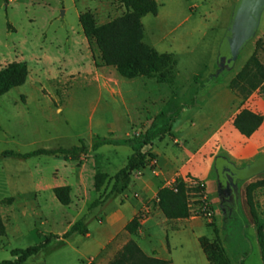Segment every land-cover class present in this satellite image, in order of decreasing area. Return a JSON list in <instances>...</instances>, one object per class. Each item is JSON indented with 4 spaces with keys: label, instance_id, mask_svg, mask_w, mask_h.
<instances>
[{
    "label": "rangeland",
    "instance_id": "1",
    "mask_svg": "<svg viewBox=\"0 0 264 264\" xmlns=\"http://www.w3.org/2000/svg\"><path fill=\"white\" fill-rule=\"evenodd\" d=\"M156 1L157 13L141 19L143 41L157 51L173 53L177 64L168 84L116 75L101 63L95 42L84 36L80 13L90 11L96 23L103 24L125 13L121 0H0V69L18 61L28 68L25 83L0 95V152L69 148L80 140L90 145L95 136L127 138L147 129L160 111L166 113L165 130L175 116L174 129L182 144L196 147L212 133L232 111L226 84L256 47L264 63V4L258 28L235 68L210 79L236 0ZM163 95L166 99L160 102ZM240 102L236 97L235 109ZM169 133L154 138L153 146L159 152L178 154ZM227 140L236 141L231 133ZM131 151L126 145L105 144L89 150L79 161L65 162L46 154L26 159L0 157V220L5 225L0 261L12 259V249L34 245L47 234L58 237L23 264H83L88 260L102 264L111 259L122 247L125 233L116 235L99 252L98 243L111 222L125 212L118 209L116 193H108L112 178L95 191L94 177L103 170L112 177ZM229 159L237 166L247 161ZM210 179L202 195L197 191L189 195L191 216L197 223L194 233L222 246L231 264H264L259 241L261 235L264 245V185L252 193L255 216L246 200V186L264 179V172L239 183L236 208L215 170ZM66 184L71 188L70 203L63 205L52 187ZM98 197L103 200L91 207ZM203 200L210 206V217L201 212ZM79 218L90 236L73 233L63 238ZM171 238L161 227H154L145 236V248L171 243ZM186 247L192 250L190 243ZM175 264L210 263L191 252Z\"/></svg>",
    "mask_w": 264,
    "mask_h": 264
},
{
    "label": "trees",
    "instance_id": "2",
    "mask_svg": "<svg viewBox=\"0 0 264 264\" xmlns=\"http://www.w3.org/2000/svg\"><path fill=\"white\" fill-rule=\"evenodd\" d=\"M125 6V13L105 22L97 24L94 15L90 11L79 14L78 20L84 36L93 40L99 50L103 65L113 66L123 77L133 78L137 76L155 77L158 82H169L174 78L173 68L177 60L170 52H158L143 41L144 28L142 17L147 14L155 15L158 11L156 0H121ZM257 47L246 59L241 69L230 79L229 87L235 95L241 99V103L258 88L264 81V64L261 62ZM28 68L24 61L11 62L0 69V95L10 89L25 83ZM196 78V77H195ZM193 77V79H195ZM166 113L160 111L153 117L147 129L141 130L127 138L95 136L89 145L80 140L78 145L69 148L59 147L56 149L38 148L28 152H16L3 150L0 157H16L26 159L32 156L46 154L65 161H79L89 150H96L105 144L126 145L131 148L132 153L127 157L126 163L119 168L112 177L107 172H97L94 177V189L99 191L108 178H112V185L108 193H121L130 183L131 175L147 166H153L155 155L142 148L151 143L154 138H161L170 131L173 119H170V129L163 128ZM263 116L246 107H242L233 117L232 124L237 131L246 137L250 136L262 123ZM173 138L174 134L169 133ZM187 177L194 183H188L183 177H177L172 184L158 188L154 203L167 219L188 218L192 215V207L189 202L191 191H197L201 195L204 192V182L191 176ZM264 185V179L250 182L246 186V200L251 213L255 216L253 204V191ZM70 186L58 185L52 188L56 199L63 205L70 203ZM103 199L96 198L91 207L97 206ZM145 218L143 211L133 216L124 226V230L130 234H137L140 221ZM216 232L217 230L214 229ZM5 225L0 220V235L4 234ZM87 228L82 226V219L74 221L63 233L67 238L73 233L85 235ZM54 234L43 235V239L25 248H14L11 250L12 259H4L0 264H23L27 259L36 255L46 247ZM199 241L207 259L212 264H231L225 249L217 242L209 240L207 236L199 237ZM260 247L264 260V245L262 236H259ZM83 264H98L93 260ZM104 264H172L170 259L147 255L137 242L128 239L122 247Z\"/></svg>",
    "mask_w": 264,
    "mask_h": 264
},
{
    "label": "crops",
    "instance_id": "3",
    "mask_svg": "<svg viewBox=\"0 0 264 264\" xmlns=\"http://www.w3.org/2000/svg\"><path fill=\"white\" fill-rule=\"evenodd\" d=\"M104 66L109 69H113L116 75H120L113 66ZM138 77L154 79L160 84L169 83L158 82L155 77L146 76H137L129 79ZM145 81L146 80H143L141 85L145 86L147 84ZM207 82L209 83L208 80H206V83ZM202 87L203 85H200V88ZM224 89L229 93L228 98L229 102L231 101L232 104V111L212 133L199 143L198 146L190 147L187 142L186 144L180 143L179 131L174 129L177 127H175L177 122L176 119L172 122L170 133L174 134L172 141L178 146V154L169 152L164 153L163 151L159 152L153 146V144H155L154 140L142 148V151H149L155 155L153 166H147L137 173L133 172L128 187L121 193L113 194V196L118 200V209L124 211L125 213H122V215H119L111 222L109 225L110 229L106 230L105 234L101 238V241L98 243L97 252L101 251V249L104 248L105 245L116 235L125 233L122 244H124L128 239H133L147 255L170 259L172 264H175V260L180 258V256H183L185 259L187 255L191 254V252H193L195 257L201 261L204 257L206 261L212 264L207 259L199 241V237L205 235L194 233V226H196L197 223L194 222L192 216L181 219H167L154 203V198L158 188L164 185L172 184L177 177H183L185 180H188V174L203 181L205 188H207L210 185V178L214 170L213 158L214 155L219 152L225 153L231 159L234 158L236 160L248 161L252 159L253 156L264 151V81L247 97L245 103H239L240 107L237 109H235L234 106L237 96L229 87V82L226 84ZM194 98L196 99V96ZM164 99H166V96L163 95V98H160V102H164ZM242 107H246L263 116L261 125L248 137L241 135L232 124L233 117ZM191 123L194 124L193 121ZM182 130L180 132H183ZM228 133L233 134L236 143L234 141L229 142L227 140ZM103 171L106 172V170ZM80 179H85L84 174L81 175ZM145 208L148 209V214L140 221L138 233L130 234L125 231V224L133 216L143 211ZM154 227H161L166 232V235L168 234V236L173 237L171 238L172 242L170 243L168 241L166 244L161 243L159 246L145 248L147 244L144 240L145 236L149 235L150 229ZM111 229H113V231ZM87 236H90V232L87 233ZM188 243L191 244V252L186 247Z\"/></svg>",
    "mask_w": 264,
    "mask_h": 264
},
{
    "label": "water",
    "instance_id": "4",
    "mask_svg": "<svg viewBox=\"0 0 264 264\" xmlns=\"http://www.w3.org/2000/svg\"><path fill=\"white\" fill-rule=\"evenodd\" d=\"M263 4L264 0H236L234 2L226 29L220 39L215 59L216 65L210 74V79L224 75L235 68L241 51L253 38L258 28L259 13H261L260 9ZM213 167L217 180L220 179L222 184L226 185L225 188L230 195L229 200L235 203L233 205L236 208L239 183L264 172V151L240 166L231 161L225 153L219 152L214 155ZM217 183L221 190L219 182Z\"/></svg>",
    "mask_w": 264,
    "mask_h": 264
},
{
    "label": "built area",
    "instance_id": "5",
    "mask_svg": "<svg viewBox=\"0 0 264 264\" xmlns=\"http://www.w3.org/2000/svg\"><path fill=\"white\" fill-rule=\"evenodd\" d=\"M200 207H201L202 214H204L207 217H210L212 215V211L210 209V206L205 200H203V203L201 204ZM143 214H144L145 217L147 216V214H148V209L147 208H145L143 210Z\"/></svg>",
    "mask_w": 264,
    "mask_h": 264
}]
</instances>
